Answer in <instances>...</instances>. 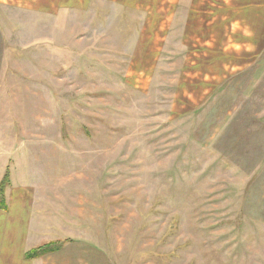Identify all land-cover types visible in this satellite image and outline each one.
Listing matches in <instances>:
<instances>
[{"label":"rangeland","instance_id":"374dc122","mask_svg":"<svg viewBox=\"0 0 264 264\" xmlns=\"http://www.w3.org/2000/svg\"><path fill=\"white\" fill-rule=\"evenodd\" d=\"M0 171L42 264H264V0H0Z\"/></svg>","mask_w":264,"mask_h":264},{"label":"crops","instance_id":"0c3cea01","mask_svg":"<svg viewBox=\"0 0 264 264\" xmlns=\"http://www.w3.org/2000/svg\"><path fill=\"white\" fill-rule=\"evenodd\" d=\"M2 175L3 173L0 171V180ZM17 189L22 190L19 187ZM19 191L15 192V197L12 198L11 195L6 199L5 206L0 207V264H30V262L31 264H42L47 258L62 254L74 242H67L68 237L60 238L58 243L61 246L58 250L40 253L30 259L27 258L28 252H32L47 243L41 244L42 241L35 239L36 229L31 225V199L28 201V198H24V191ZM71 238L75 239V237ZM24 241H28V243L31 241L29 249H23ZM52 241L56 240L52 239L47 242Z\"/></svg>","mask_w":264,"mask_h":264},{"label":"trees","instance_id":"16d2710c","mask_svg":"<svg viewBox=\"0 0 264 264\" xmlns=\"http://www.w3.org/2000/svg\"><path fill=\"white\" fill-rule=\"evenodd\" d=\"M9 182H10V175L7 172L5 174V177L3 178V180L0 183V207L5 206L4 198H3L4 197V189L7 185H9ZM60 246L61 245H59V243H56L55 245H48V246L41 247L37 251H32L30 253H27V258L30 259L31 257L38 255L40 253L42 254V253H46V252L56 251L60 248Z\"/></svg>","mask_w":264,"mask_h":264}]
</instances>
